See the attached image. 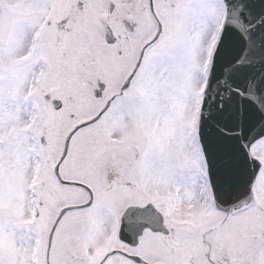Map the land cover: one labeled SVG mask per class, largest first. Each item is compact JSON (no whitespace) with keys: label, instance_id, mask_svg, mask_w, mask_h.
<instances>
[{"label":"snow or ice","instance_id":"6c2138e0","mask_svg":"<svg viewBox=\"0 0 264 264\" xmlns=\"http://www.w3.org/2000/svg\"><path fill=\"white\" fill-rule=\"evenodd\" d=\"M0 264H264V0H0Z\"/></svg>","mask_w":264,"mask_h":264}]
</instances>
